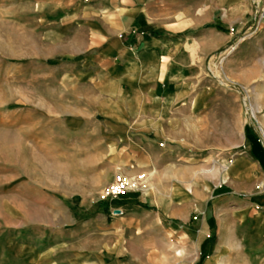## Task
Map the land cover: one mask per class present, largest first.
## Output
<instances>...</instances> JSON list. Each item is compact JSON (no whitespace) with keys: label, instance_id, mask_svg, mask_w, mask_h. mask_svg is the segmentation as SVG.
<instances>
[{"label":"rangeland","instance_id":"obj_1","mask_svg":"<svg viewBox=\"0 0 264 264\" xmlns=\"http://www.w3.org/2000/svg\"><path fill=\"white\" fill-rule=\"evenodd\" d=\"M61 16L53 0H0V264H264V180L221 179L248 153L247 131L264 151V23L246 24L209 57L191 93L200 101L185 111L203 118L204 135L201 148L189 149L197 166L178 171L192 179H153L150 155L95 112L90 88L71 80L84 36L67 29L55 37ZM117 173L141 177V186L102 200ZM181 191L191 221H217L200 255L191 233L161 226L142 246L116 227L134 198L152 197L161 213L184 207Z\"/></svg>","mask_w":264,"mask_h":264},{"label":"crops","instance_id":"obj_2","mask_svg":"<svg viewBox=\"0 0 264 264\" xmlns=\"http://www.w3.org/2000/svg\"><path fill=\"white\" fill-rule=\"evenodd\" d=\"M53 4L63 13L55 37L62 41L67 29L84 36L76 43L72 54L78 59L68 73L76 86L91 89L86 97L95 112L117 127L118 134L133 137L138 152L150 155L152 171L159 175L153 179H192L178 171L197 166L189 164L194 158L189 149L201 148L199 136L204 135L203 118L188 113L200 101L198 93H191L205 77L208 58L253 23L251 0H53ZM143 136L151 138L142 143ZM245 138L248 153L237 159L229 178L221 179L264 180L257 171L258 166L264 170V151L252 144L250 131ZM195 193L199 199L202 192ZM134 199L137 203L128 205L115 222L130 241L140 239L146 246L149 233L162 226L177 230L182 238L193 234L200 255L202 243L211 232L216 234L213 215L190 220L189 197L182 191L176 200L184 207H162L161 213L152 210V197ZM211 246L207 241L205 248Z\"/></svg>","mask_w":264,"mask_h":264},{"label":"built area","instance_id":"obj_3","mask_svg":"<svg viewBox=\"0 0 264 264\" xmlns=\"http://www.w3.org/2000/svg\"><path fill=\"white\" fill-rule=\"evenodd\" d=\"M88 0H84L87 2ZM253 5V23L255 29L264 23V0H251ZM162 146V145H160ZM138 178H129L121 173L114 176L113 181L102 190L100 198L102 200H116L126 196L128 193L136 191L140 185ZM116 214L122 215L121 211H116Z\"/></svg>","mask_w":264,"mask_h":264},{"label":"trees","instance_id":"obj_4","mask_svg":"<svg viewBox=\"0 0 264 264\" xmlns=\"http://www.w3.org/2000/svg\"><path fill=\"white\" fill-rule=\"evenodd\" d=\"M252 144H253L254 146H256V147H258V148L261 149L260 144L256 141V139H255L254 137L252 138Z\"/></svg>","mask_w":264,"mask_h":264},{"label":"bare ground","instance_id":"obj_5","mask_svg":"<svg viewBox=\"0 0 264 264\" xmlns=\"http://www.w3.org/2000/svg\"><path fill=\"white\" fill-rule=\"evenodd\" d=\"M254 112H255V110H254V108L252 109V114L254 115Z\"/></svg>","mask_w":264,"mask_h":264}]
</instances>
